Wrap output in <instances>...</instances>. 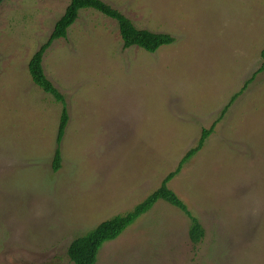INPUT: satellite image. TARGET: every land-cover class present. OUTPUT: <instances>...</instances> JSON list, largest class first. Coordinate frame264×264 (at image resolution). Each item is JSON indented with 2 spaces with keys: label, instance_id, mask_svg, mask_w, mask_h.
Listing matches in <instances>:
<instances>
[{
  "label": "rangeland",
  "instance_id": "obj_1",
  "mask_svg": "<svg viewBox=\"0 0 264 264\" xmlns=\"http://www.w3.org/2000/svg\"><path fill=\"white\" fill-rule=\"evenodd\" d=\"M101 1L175 41L124 50L115 21L79 12L42 61L68 113L56 172L61 105L28 63L70 0L0 3V264H71L70 242L153 193L241 89L168 185L203 239L160 201L97 264H264V0Z\"/></svg>",
  "mask_w": 264,
  "mask_h": 264
},
{
  "label": "trees",
  "instance_id": "obj_2",
  "mask_svg": "<svg viewBox=\"0 0 264 264\" xmlns=\"http://www.w3.org/2000/svg\"><path fill=\"white\" fill-rule=\"evenodd\" d=\"M84 9L94 10L116 22L124 50L136 47L154 54L160 47L171 45L175 41L174 37L166 33H153L148 30L137 29L125 15L101 0H70L63 15L55 22L47 42L39 47L28 63V73L32 83L44 94L50 95L56 103L61 105V116L56 142L57 148H55L51 163L54 172L58 171L61 167V151L59 146L68 124V113L64 97L45 74L42 61L53 41L67 37L68 29L79 18V12ZM260 56L262 59V68L257 72H261L264 69V49L261 51ZM242 93L243 90L241 89L232 96L211 127L208 130H203L197 146L185 154L178 164L177 169L169 173L153 193L135 206L133 210L116 215L100 223L86 234L73 239L66 250L68 261L71 264H97L98 254L103 245L119 238L128 227L133 225L142 216L148 214L156 203L160 201L180 210L188 218L190 223L188 232L189 240L193 245L198 244L204 237L203 227L192 216L184 202L169 189L168 185L180 172L182 165L202 149L207 138L213 132L218 122L224 117L231 103L242 95Z\"/></svg>",
  "mask_w": 264,
  "mask_h": 264
},
{
  "label": "water",
  "instance_id": "obj_3",
  "mask_svg": "<svg viewBox=\"0 0 264 264\" xmlns=\"http://www.w3.org/2000/svg\"><path fill=\"white\" fill-rule=\"evenodd\" d=\"M2 1H4V0H0V3H1Z\"/></svg>",
  "mask_w": 264,
  "mask_h": 264
}]
</instances>
